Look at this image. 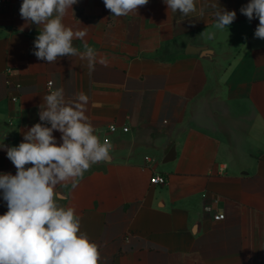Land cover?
<instances>
[{
    "label": "crops",
    "instance_id": "obj_1",
    "mask_svg": "<svg viewBox=\"0 0 264 264\" xmlns=\"http://www.w3.org/2000/svg\"><path fill=\"white\" fill-rule=\"evenodd\" d=\"M22 2L0 4V144L18 146L56 88L88 95L99 138L119 127L108 161L56 188L101 246V264H264V40L258 18L240 12L250 0H195L187 17L164 0L121 17L103 0H78L63 23L86 33L74 47L106 58L94 68L78 56L38 59ZM222 9L236 19L218 30ZM169 144L176 159L165 164ZM16 171L0 148V174ZM155 171L165 185L153 184Z\"/></svg>",
    "mask_w": 264,
    "mask_h": 264
},
{
    "label": "clouds",
    "instance_id": "obj_2",
    "mask_svg": "<svg viewBox=\"0 0 264 264\" xmlns=\"http://www.w3.org/2000/svg\"><path fill=\"white\" fill-rule=\"evenodd\" d=\"M149 0H103L113 16H127L147 5ZM168 9L182 17L197 11L195 0H164ZM78 0H23L20 16L38 26L33 54L40 60L56 63L58 58L78 56L90 68L98 60L96 49L85 44L80 51L74 38H83L84 31H74L63 19ZM219 7L217 4L211 5ZM220 8V7H219ZM221 9V8H220ZM240 12L249 21L258 18L255 38L264 40V0H250ZM204 15V9H200ZM215 27L228 29L236 19L235 11L214 13ZM215 33H209L213 39ZM39 120L23 133L18 146H4L16 174H0V190L7 212L0 215V264H101L100 245L81 231L75 209L62 206L67 197L56 191L61 184L82 178L92 165L109 160L111 144L101 142L86 115L89 97L84 92L66 97L63 88H56L42 97ZM50 125V126H48ZM54 131L61 133L57 143ZM26 165H31L26 167Z\"/></svg>",
    "mask_w": 264,
    "mask_h": 264
},
{
    "label": "built area",
    "instance_id": "obj_3",
    "mask_svg": "<svg viewBox=\"0 0 264 264\" xmlns=\"http://www.w3.org/2000/svg\"><path fill=\"white\" fill-rule=\"evenodd\" d=\"M4 1L5 0H0V4H2ZM52 85H53L52 82L48 83V87L49 88H51ZM14 101H17V99L14 98ZM122 130L124 132H128L129 131V129L127 127H124ZM118 131H119V127L117 125H115V124L110 125L105 130V134L100 137L101 142L107 140L112 146L113 135H115ZM147 159L149 160L148 157H147ZM95 165H97V164H95ZM152 182H153V184L165 185L167 183V177H165L164 175H162V174L158 173L157 171H155L153 179H152Z\"/></svg>",
    "mask_w": 264,
    "mask_h": 264
},
{
    "label": "water",
    "instance_id": "obj_4",
    "mask_svg": "<svg viewBox=\"0 0 264 264\" xmlns=\"http://www.w3.org/2000/svg\"><path fill=\"white\" fill-rule=\"evenodd\" d=\"M175 159H176V147L174 144H169L166 147L165 158H164L163 163L165 164L171 163L175 161Z\"/></svg>",
    "mask_w": 264,
    "mask_h": 264
}]
</instances>
